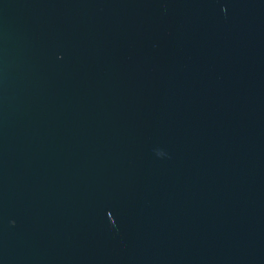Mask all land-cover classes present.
I'll use <instances>...</instances> for the list:
<instances>
[{
    "label": "water",
    "instance_id": "95a60500",
    "mask_svg": "<svg viewBox=\"0 0 264 264\" xmlns=\"http://www.w3.org/2000/svg\"><path fill=\"white\" fill-rule=\"evenodd\" d=\"M0 264H264V0H0Z\"/></svg>",
    "mask_w": 264,
    "mask_h": 264
}]
</instances>
